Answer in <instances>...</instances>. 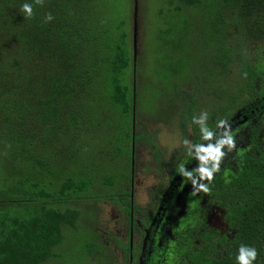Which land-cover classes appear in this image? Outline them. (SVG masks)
<instances>
[{
  "label": "trees",
  "instance_id": "trees-1",
  "mask_svg": "<svg viewBox=\"0 0 264 264\" xmlns=\"http://www.w3.org/2000/svg\"><path fill=\"white\" fill-rule=\"evenodd\" d=\"M24 3L33 5L30 19ZM114 3L0 0V264L58 259L63 227L82 238L79 229L93 224L81 216L82 198L126 200L127 216L138 210L128 196L133 171L128 183L114 166L96 173L118 157L133 170L139 140L158 151L152 137L134 131L145 126L140 114L175 118L183 138L190 130L200 139L192 119L202 111L215 131L219 119L231 124L238 108L250 116L264 105L249 106L257 76L250 53L264 44V0L162 1L155 16L166 9L171 19L158 20L150 44L158 52L152 59L145 52V63L132 60L126 12L114 13ZM209 187L233 233H204L189 261L236 264L245 244L258 250L254 264H264V155L241 153L236 169L221 170ZM93 232L82 243L88 256L102 253ZM132 254L128 247L124 258Z\"/></svg>",
  "mask_w": 264,
  "mask_h": 264
},
{
  "label": "rangeland",
  "instance_id": "rangeland-1",
  "mask_svg": "<svg viewBox=\"0 0 264 264\" xmlns=\"http://www.w3.org/2000/svg\"><path fill=\"white\" fill-rule=\"evenodd\" d=\"M162 1L167 3V0H115L114 4L116 5L113 12L116 14L126 12V27L129 33L130 53L133 61L142 59L145 63L147 60L145 52L149 53L150 58L151 55L152 58L154 57V52H158L157 47L154 52L152 51L153 48H150L151 35L155 34V31L160 27L157 23L158 20L163 25L164 20L170 21L171 19L168 17L169 13L166 9L161 17L156 18V7L163 4ZM186 14L190 15L188 11ZM261 44L259 43L257 48L252 47L253 50L250 53L251 59L256 60L254 70L257 72L252 91L253 98L249 104L252 107H255L260 100H264V44ZM155 68L156 64H153V69ZM158 100H153L152 108ZM162 111L165 110L162 109ZM168 116V112L166 116L164 114V117L168 118ZM139 117L145 126L135 125L134 131L152 137L158 151H154L146 140H139L133 143V170L132 166L118 157L117 164L116 161H112L108 167L105 163V166L97 169L96 173L101 176L103 171L114 166L116 173L118 171L123 173L126 183H128L129 177L126 174L133 171L132 179L130 176L129 189L131 187V196L135 207L138 209L133 212V229L128 231V222L126 223L124 215L126 213L127 216L128 209V206L125 205L126 200L114 202L106 198H97L96 201L95 199L91 200V198H82L77 203L80 204L79 208L82 210L81 216H88L92 219L91 223L93 224L90 230L79 229L86 233L84 237L80 238L70 227L64 226L65 241L55 247V250L56 248L58 250V259L52 258L47 264H132L134 254L133 264H143L144 258H148V264H168V262L173 264L175 262H172L171 257L165 263L167 260L166 250L156 252L154 248V243L159 239L162 230L167 233L165 236H160L163 242L166 243L173 235V240L184 248L185 252L179 259L181 263L179 260L177 262L179 264H192L188 256L203 247L202 235L204 233L213 234L216 232L219 236L231 237L233 231L229 229L224 220V211L213 202V192L193 196L191 194L193 191L192 184L186 179L180 181L176 187L175 196H177L179 203L174 205V211L171 212L168 208L167 212L162 215L161 222L159 223L158 219V224L153 227L151 221L148 224L142 221V219L148 221L147 217L157 212L162 197L166 194L171 183L179 176L176 169L180 164L188 166L191 170L197 167L198 161L195 159L191 164H188L189 158L183 140L188 139L193 143L202 141L195 137L190 130H188V135L183 138L179 122L175 118L160 121L156 116L153 119L150 118V114L147 112L140 114ZM230 122L236 137L237 147L221 165V170H224L225 173L236 169L237 158L241 153L264 155V105L251 112L250 116L243 114V108L240 107L234 112ZM123 187L127 188L125 185ZM155 196L158 199L157 202H153ZM150 206L151 209H149ZM180 219H185L187 224L178 223L177 228H170L171 224L168 221L176 223ZM79 223L81 227L86 225L82 219ZM92 232L96 234V241L102 247L103 254L95 253L93 256H88L89 253L82 243ZM152 234L154 235L152 236ZM117 243L121 245L120 249L117 247ZM66 244L67 247H65ZM214 246H218L217 241H214ZM128 247L134 252L132 260L129 259V262L124 258Z\"/></svg>",
  "mask_w": 264,
  "mask_h": 264
},
{
  "label": "clouds",
  "instance_id": "clouds-1",
  "mask_svg": "<svg viewBox=\"0 0 264 264\" xmlns=\"http://www.w3.org/2000/svg\"><path fill=\"white\" fill-rule=\"evenodd\" d=\"M43 2L44 0H34L36 5H42ZM20 10L25 19L34 16V8L30 3H24ZM52 20L51 14L45 18L46 22ZM208 120L209 113L207 111H202L198 117L192 119V123L199 127L202 142L193 143L188 139L183 140L187 155L198 161L197 167L188 170L186 166L180 164L176 169L179 175L191 182L193 188L191 194L193 196L200 193L210 194L209 184L214 180L215 175L220 172L221 165L226 157L233 153L237 147L235 134L232 131L231 124L226 119L217 121L215 131L209 127ZM258 255V250L255 247L241 244L236 255V264H254L258 259Z\"/></svg>",
  "mask_w": 264,
  "mask_h": 264
},
{
  "label": "flooded vegetation",
  "instance_id": "flooded-vegetation-1",
  "mask_svg": "<svg viewBox=\"0 0 264 264\" xmlns=\"http://www.w3.org/2000/svg\"><path fill=\"white\" fill-rule=\"evenodd\" d=\"M188 164H191L190 162H188ZM133 173V172H132ZM131 179H132V174H131ZM184 178L179 175L177 177L176 180H174L172 183H171V186L169 187V189L166 191V194L162 197L161 199V203H160V206L158 207L157 209V212H155V214H150L148 217H147V220L148 221H145L146 219H142V221L145 222V224H148L150 221H151V226L153 227L154 225L158 224L157 223V220L159 219V223L161 222V220L163 218L162 215L167 212L166 210L169 208V211H174V205H178L177 203H179V200L177 201V196H175V193L177 192L176 191V187L178 186V184L180 183V181H182ZM132 182V180H131ZM132 186V185H131ZM158 190V189H157ZM156 190V191H157ZM212 191V190H211ZM155 192V191H154ZM129 198H130V204H133L134 205V201H133V198L131 196V187L129 189V194H128ZM158 199L157 197L155 196L153 198V202H157ZM122 204V202H121ZM126 205V204H125ZM173 205V206H172ZM152 207L150 206L149 209H151ZM134 208H131V211L129 213L128 216H125L126 217V223L128 222L129 224V231H131L133 229L132 225L134 224L133 222V216H134ZM160 217V218H159ZM128 218V219H127ZM168 223H170V228L172 227H178V223H186L187 224V221L185 219H180L178 222L176 223H172V221H168ZM154 234H152L153 236ZM156 235V233H155ZM161 235L165 236L167 235V233L165 231H160V234H159V239L155 241L154 243V248L157 251H164L166 250L167 252V260L165 263L168 262V259L171 257L172 258V262H175L173 264H179L181 263L180 262V258L182 257V255L184 254V248L182 246H179V244L176 243L175 240H173V235L171 236V238H169V240H167V242H163L162 239H161ZM129 240V239H128ZM178 240V239H177ZM146 251V250H145ZM148 259V258H147ZM146 258H144V262L143 264H148V261H147ZM179 260V263L177 262ZM158 263V262H157ZM150 264V263H149ZM161 264V263H160ZM169 264V262H168Z\"/></svg>",
  "mask_w": 264,
  "mask_h": 264
}]
</instances>
